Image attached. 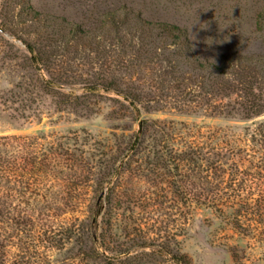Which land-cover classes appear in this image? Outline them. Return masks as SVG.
Returning a JSON list of instances; mask_svg holds the SVG:
<instances>
[{
  "label": "rangeland",
  "instance_id": "374dc122",
  "mask_svg": "<svg viewBox=\"0 0 264 264\" xmlns=\"http://www.w3.org/2000/svg\"><path fill=\"white\" fill-rule=\"evenodd\" d=\"M26 1L0 0V136L59 149L38 175V195L4 182L14 208L4 218L7 264H264V111L249 117L244 99L231 94L217 98L222 113L167 105L132 115L114 91L80 104L81 84L42 88L51 77L115 73L116 32L105 14L123 6L187 28L201 60L257 58L263 0H29L39 13L30 37L46 46L49 71L29 61L20 39L27 34L1 25L18 24L11 9L27 11ZM77 33L91 43L75 48ZM135 76L156 99L173 101L155 71ZM24 207L33 211L29 221L20 217Z\"/></svg>",
  "mask_w": 264,
  "mask_h": 264
},
{
  "label": "trees",
  "instance_id": "16d2710c",
  "mask_svg": "<svg viewBox=\"0 0 264 264\" xmlns=\"http://www.w3.org/2000/svg\"><path fill=\"white\" fill-rule=\"evenodd\" d=\"M26 3H28L27 11L23 9V5L11 9L12 15L21 19L18 24L7 20L1 25L11 34L20 36L27 34L28 38L19 37L26 45L29 61L36 68L39 66L49 71L51 62L46 46L38 47V39L30 37L31 29L34 31L33 28L38 22L35 14L39 13L35 11L29 0ZM107 15L112 16L108 20L116 32L114 38L116 56L112 63L115 73L109 77L101 75L94 79L51 77L42 84L44 91L53 93L51 89L56 87H75L81 84L86 93L81 96L83 100L80 104H86L87 99L98 92L114 91L128 103L116 99L122 106L130 109L132 115L140 113L141 108L147 111L159 110L167 105L180 111L202 107L211 113H222L226 104L217 101L219 100L217 98L221 100L230 97L231 94H237L244 99L240 106L249 117L260 115L264 111V54L252 58L233 52L223 56L220 62L201 60L193 50L185 27L176 23L145 19L139 11L133 12L125 6L116 8L105 14ZM65 22L71 30L80 31L78 30L80 24L66 20ZM255 23L264 43V0L256 15ZM75 37L73 44L75 48L81 43L86 45L91 43V36L86 38V35L81 36L77 33ZM142 68L158 73L167 89V95L171 91L175 92L172 95L173 101L156 99L145 91L140 79L135 76L137 70ZM60 96L61 101H57L58 104L65 105V93ZM146 124V120L142 122L141 129L137 133L138 138L145 134ZM58 149L45 150L43 143L27 136H0V264H7L2 240L4 218L6 215L11 216L14 210L13 195H8L9 201L6 202L4 185L7 183L8 189L13 191L12 185L19 181L24 185L25 191L38 195V175L41 171L51 168L50 165L56 160V155L50 153L51 151L57 153ZM62 172H65V169L62 168L60 173ZM20 217L29 221L33 218V211L24 207L20 210Z\"/></svg>",
  "mask_w": 264,
  "mask_h": 264
}]
</instances>
